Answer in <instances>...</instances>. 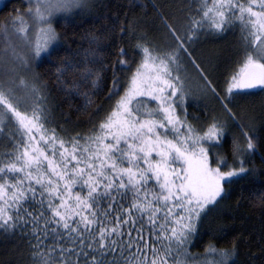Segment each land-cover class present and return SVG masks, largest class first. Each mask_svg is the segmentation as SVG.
Returning a JSON list of instances; mask_svg holds the SVG:
<instances>
[{
	"label": "snow or ice",
	"instance_id": "6c2138e0",
	"mask_svg": "<svg viewBox=\"0 0 264 264\" xmlns=\"http://www.w3.org/2000/svg\"><path fill=\"white\" fill-rule=\"evenodd\" d=\"M28 2L34 6L24 15L31 18V25L23 15L11 19L7 27L0 25V37L11 32L24 38L29 50L23 56L12 45L0 49V139L6 137L13 149L0 152V231L22 230L30 237L34 264H186L188 237L201 213L222 197L225 182L248 169L238 161V170L222 172L220 165L227 164L219 157L217 167L210 166L208 149L201 142L218 147L224 125L210 117L207 131L198 135L187 122L183 105L189 77L179 53L199 74L202 90L215 95L235 119L225 99L231 102L233 94L264 87V0H201L202 18L188 17L190 34L183 39L164 20L175 47L164 51L138 45L143 59L124 89L116 71L128 67L121 48L109 89L110 98L119 96L114 109L93 134L69 141L44 127L49 115L42 91L46 85L39 77L32 82L12 75L5 79L3 55L8 53L13 62L27 67L30 59L48 54L59 42L52 27L55 15L86 7L87 0ZM205 23L216 32L238 23L244 34L241 66L228 77L225 97L216 93L185 47ZM65 65L56 69L58 79L73 67ZM81 75L94 76L91 83L97 86L99 72L84 64ZM150 101L156 102L155 108L148 107ZM10 125L13 135L5 131ZM243 135L246 147L234 144L237 153L255 148L252 137ZM77 186L86 188V196L73 194ZM230 255L209 246L205 257L219 259L202 264H230Z\"/></svg>",
	"mask_w": 264,
	"mask_h": 264
},
{
	"label": "trees",
	"instance_id": "16d2710c",
	"mask_svg": "<svg viewBox=\"0 0 264 264\" xmlns=\"http://www.w3.org/2000/svg\"><path fill=\"white\" fill-rule=\"evenodd\" d=\"M242 2L246 3V0ZM202 6L201 0H99L88 12H78L71 18L55 21L53 27L57 28L59 42L51 47L48 54L32 60L28 67L15 68L25 81L32 82L39 77V81L46 85L42 91L47 96L49 115L44 127L54 129L58 138L64 141L78 135L93 134L119 99V96L109 97L112 69L115 61L121 59L119 50H125L126 55L122 58L128 61L127 68L120 70L116 67L124 89L143 59L138 45L172 50L175 40L164 20L183 39L190 34L188 17L201 19L199 9ZM29 7L28 0H9L0 8V25L7 27L11 19L24 16ZM61 27L71 29V35L82 31L85 39L65 38ZM243 35L238 23H233L224 32H216L205 23L192 41H185L188 52L204 70L220 97L226 96L228 77L241 66L245 51ZM92 37L96 38L95 41ZM2 39L0 37V49L5 41ZM179 60L188 77L194 81L186 91L183 105L187 122L198 135L207 131L210 117L224 125V138L218 147L201 142V146L208 149L210 166H217V155L220 154L227 164V167L223 165L224 170H230L231 165L239 169L238 161H243V166L248 169L247 173L225 182L222 197L201 213L195 232L188 237L190 256L184 259H204L205 250L214 246L217 250L231 253L230 264H264V199L261 198L264 197V87L233 94L231 102L225 99L235 114L233 119L215 95L202 90L203 81L183 52L179 53ZM65 62L73 67L58 79L56 69L65 67ZM84 64L93 72H99L96 87L91 83L94 76L82 77ZM120 95H123V90ZM148 107L155 108L156 102L150 101ZM176 110L183 119L184 113L179 105ZM241 126L243 132L252 137L255 145L252 151H234V144L246 147ZM11 128L10 125L5 129L7 135L15 133ZM12 150L6 137L0 139V152ZM175 166L179 168L180 163ZM75 193L84 197L87 190L77 186L73 189ZM21 232L0 231V264H34L30 237Z\"/></svg>",
	"mask_w": 264,
	"mask_h": 264
},
{
	"label": "rangeland",
	"instance_id": "374dc122",
	"mask_svg": "<svg viewBox=\"0 0 264 264\" xmlns=\"http://www.w3.org/2000/svg\"><path fill=\"white\" fill-rule=\"evenodd\" d=\"M8 1L9 0H0V8H2V6L5 5ZM96 1H99V0H87V6L86 7L73 9L70 13H57L55 15V17L53 18V20H52V27H53L55 21L59 20L60 18H66V17H70L71 18L74 15H76L78 12H88L89 9L92 7V5ZM30 5H31V7L34 6L31 3H30ZM23 18H24V20H26L28 22L29 25L32 24L31 18L29 16L24 15ZM63 27H61V28H63ZM54 29H56V32H58L57 31V28H54ZM67 29H68V27L62 29V30L65 31V34H64L65 38H69V37H72L73 36L75 39H79V38L80 39H85L82 31L81 32H78V33H74V34L71 35V29H68V31H67ZM69 39L72 40V38H69ZM2 40H5V41H3V45H2L3 47H2V49H6V48L9 47V45H12L13 47H15L16 51L20 55H23V56H27L28 55V51L29 50H28V47H27V44H26V40L24 38L17 37L14 34H12L11 32H9V33H6L3 36V39ZM42 56H44V55L42 54ZM31 61H32V59L29 60V63L27 65V67L29 66V64L31 63ZM3 65H4V70H5V77L4 78H8V75H12L13 77L18 76V74L15 71V68H18V67L21 68V65L13 62L12 59H11V57H10V55L8 53H4V55H3ZM181 75L183 77L184 73H182ZM185 84H186L187 89H190V86L194 84V81L191 80V78L189 77V79L185 81ZM17 94L18 95H21L22 93H17ZM12 102L15 103V101H12ZM21 111H23V109H21ZM5 119H7V118H5ZM13 128L14 127L12 126L11 129H13ZM14 130H15V128H14ZM37 138H39V137L37 136ZM41 145H43V144H41ZM217 157H219V159L222 160V156L220 154L217 155ZM212 167H217V166H212ZM223 167H224L223 165H220L221 171L222 172H226V170H224ZM231 169H236L237 170L238 168H236V167H234V166L231 165ZM205 259H207L208 261H215V260H218L219 257L218 256H207L204 259H199V260H196V261L189 259V260L186 261V264H202V262Z\"/></svg>",
	"mask_w": 264,
	"mask_h": 264
},
{
	"label": "water",
	"instance_id": "95a60500",
	"mask_svg": "<svg viewBox=\"0 0 264 264\" xmlns=\"http://www.w3.org/2000/svg\"><path fill=\"white\" fill-rule=\"evenodd\" d=\"M254 89H260V87H257V88H254ZM250 90H253V89H250ZM246 91H249V90H246Z\"/></svg>",
	"mask_w": 264,
	"mask_h": 264
}]
</instances>
